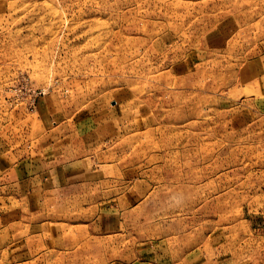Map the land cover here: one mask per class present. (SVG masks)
<instances>
[{"label":"rangeland","instance_id":"1","mask_svg":"<svg viewBox=\"0 0 264 264\" xmlns=\"http://www.w3.org/2000/svg\"><path fill=\"white\" fill-rule=\"evenodd\" d=\"M0 264H264V0H0Z\"/></svg>","mask_w":264,"mask_h":264}]
</instances>
